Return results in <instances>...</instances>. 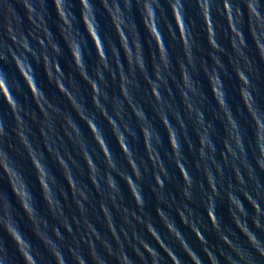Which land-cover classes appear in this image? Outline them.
I'll use <instances>...</instances> for the list:
<instances>
[{"label": "clouds", "instance_id": "obj_1", "mask_svg": "<svg viewBox=\"0 0 264 264\" xmlns=\"http://www.w3.org/2000/svg\"><path fill=\"white\" fill-rule=\"evenodd\" d=\"M97 4L107 13L116 36L107 51ZM188 5H194L198 23L189 15ZM0 18V61L11 57L33 102L35 97L39 104V116L26 110L14 98L15 84L0 68V102L14 120L9 131L0 116V181L8 183L39 241L34 244L23 232L10 214V201L0 194V231L13 245L10 249L0 237V264H264V183L257 172H264V99L247 54L250 37L264 60V0H3ZM77 20L97 57L91 70ZM141 27L154 46L147 55ZM165 32L170 40L179 38L182 55L175 61ZM197 32L203 34L207 55H197L203 48ZM222 39L228 40L227 49ZM65 49L71 61L69 73L60 64ZM34 62L41 64L45 79L67 101V108L51 102L38 87ZM109 80L117 85L116 92L110 91ZM81 82L88 86L87 97ZM233 92L239 108L230 101ZM209 93L213 120L206 112ZM245 114L251 122L248 128L239 119ZM100 119L108 125L122 161L109 147ZM58 120L83 164L69 150L61 153L55 147L60 138L54 136ZM218 122L223 132L220 148ZM33 124L39 125L35 131ZM37 133L42 149L35 142ZM12 136L18 146L11 143ZM136 143L142 145L144 156L133 147ZM95 149L103 167L93 159ZM21 156L32 166L41 199L58 224L50 226L41 216ZM48 156L54 157L67 189L47 163ZM226 168L231 172L227 179ZM77 173L86 178L78 179ZM66 201L76 215L66 214ZM90 209L97 213V221L103 219L106 235L89 219ZM225 213L231 228L225 225ZM204 220L223 247L209 244ZM183 228L200 245L199 251ZM233 234L243 236L246 244L234 240Z\"/></svg>", "mask_w": 264, "mask_h": 264}, {"label": "water", "instance_id": "obj_2", "mask_svg": "<svg viewBox=\"0 0 264 264\" xmlns=\"http://www.w3.org/2000/svg\"><path fill=\"white\" fill-rule=\"evenodd\" d=\"M3 0H0V3H2ZM188 12L189 15L196 18L197 23L199 22L198 16L196 14V9L194 7V5H188ZM164 8L167 9V5H164ZM76 15L79 16V7L76 6ZM97 12H98V16H99V23L101 25V37L104 40V47L105 50L107 51L108 48V43L110 41H115L116 40V36L115 33L113 31L112 25L109 22V17L107 15L106 12H104L100 6L97 4ZM160 13H157V16L159 17ZM169 18H170V13L168 14ZM2 19V18H0ZM135 21L136 23L139 25L140 24V17L139 15H137L135 17ZM2 22V21H0ZM51 23L54 25L55 24V20L53 18V20L51 21ZM76 26L78 29V36L79 39L81 40V42L83 43V51L85 53V59L86 62L89 66V70H91L93 67H95L98 63L97 61V57L95 55L94 52V48L92 45V42L90 41V39H87V34L85 32V30L83 29V26L80 24V22L77 20L76 21ZM25 29L28 28V25L25 24ZM52 31L55 32L56 28L53 27ZM139 33H140V37L141 39L145 42L144 43V52L147 55L148 53H150V51H152L153 49V45L151 40L149 39V37L147 36L146 32L144 31V29L141 27L139 29ZM196 37H197V41L198 43L203 45L202 51L197 53L198 56L200 55H207L208 49H207V45L203 44V34L197 32L196 33ZM164 39H165V43L166 45L169 47L173 60L175 61V59L177 57H180L182 55L181 52V46H180V42H179V38L177 37V39L175 41L170 40L168 37V33L165 32L164 33ZM222 44L224 45V47L227 49L228 48V40L227 39H222ZM248 44H249V48L247 50V54L250 58V60L252 61L253 67L256 69L259 78L255 81V83L257 84L259 91L261 93V99H264V60H261L258 56V52L254 46V42L252 41V39L249 37L247 40ZM32 46L33 48H35L37 51H39V46L37 45L35 40H32ZM108 58L109 61L111 62V53L108 52ZM121 58L123 59V54L121 53ZM22 59V63H24L25 58H21ZM60 64L63 68V70L66 73H69L72 71L71 68V61H70V57L68 56V51L67 49L64 50V55L63 57L60 59ZM33 68L35 69V74H36V82L38 87H42L43 90L48 94V97L50 99L51 102L53 103H58L60 104L62 107L67 108V101H65L63 99V97L59 96V94L56 92L55 88L48 83V81L45 79V75H47V73L43 71V68L41 66V64L39 63H33ZM126 64H125V68H126ZM0 68H3V70L7 73L8 77L11 79V81L15 84V88L16 91L13 92L14 98L19 99L26 110L29 111H36L37 115L39 116V104H35V97H34V102L32 100V97L29 93V90L27 89V87L24 85V81L21 79L20 74L18 73V70L16 69V67L14 66L13 61L11 60V57L9 56V58L7 59V61H0ZM21 74L23 75V72L21 70ZM105 75L107 76V73H105ZM109 85H110V91L112 92H116L117 91V85L115 83H113L111 80H109ZM81 87L83 90V94L87 97L90 95L89 91H88V86L86 84H83V82H81ZM179 99V97H177V100ZM230 101L233 103V105L236 108L240 107V103L238 98L235 96V93H231L230 94ZM89 108H91V104L89 102ZM206 112L208 115V119L209 120H213L215 119V116L213 115V105H212V101H211V94L209 93V98H208V102L206 105ZM75 115V114H73ZM149 115L151 116V111L149 110ZM0 116L3 117V119L5 120V127L7 130H11L12 127H14V120L11 116V113L8 109V106L2 102H0ZM97 116L99 117V114L97 113ZM239 119L241 120L242 126L245 128H248V125L251 123L250 120L248 119L247 115H242L241 117H239ZM99 122L101 123V125L104 128L105 134L107 136L108 139V143H109V147L113 150V152L116 153V155L120 158V160H123V157L120 155L119 149L117 148L116 145V141L113 139L110 131L108 130V125L102 120L100 119ZM157 127L159 128V122L157 121ZM60 125V121H57V129H56V133L54 134V136H59L60 138L57 139L56 145L55 147L59 148V150L61 151V153H64V151L67 149L70 151L71 155L80 163L83 164V161L80 160V156L77 154V152L72 148V144L70 141H68L67 137H64L62 134V130L59 127ZM33 130L35 131L39 125L38 124H33L32 125ZM81 127L83 128V124L81 123ZM216 128H217V147L220 148V140L223 137V132L221 129V124L218 122L216 124ZM161 133L163 134L164 130L163 128H160ZM189 134L191 135V138L193 140L196 139L195 133L192 130V126L191 124H189V128H188ZM85 134L87 135V129H85ZM251 137V130H248L247 136L245 137V142L246 144L248 143L249 139ZM88 141L89 144L91 145V137L88 136ZM35 142L37 144V148L38 149H42L43 148V141L40 140L38 133L36 134V138H35ZM11 143L14 146H18V142L16 141L15 136L11 137ZM167 144V141L165 139V145ZM93 148L95 147L94 145H92ZM133 147L135 149L138 150L139 155L140 156H144V150L142 145L136 143L133 145ZM187 151V150H185ZM163 154V153H162ZM93 155V159L96 161V163H98L101 167H103V158L99 157V150L95 149L92 153ZM252 152L251 150L249 151V156L251 158ZM99 157V158H97ZM65 159H67V156H65ZM37 160H41V155L39 153V151L37 152ZM19 162L22 166L23 172L25 174V176L27 177L28 180V187L31 190V193L34 195L35 197V201H36V205L39 209V212L41 214L42 217L46 218L48 221V224L50 226L52 225H56L58 224V221L56 219H54L52 217V215L49 213L47 206L45 204V202L41 199V190L38 186L37 180H36V174L33 172L32 166L28 163L27 157L26 156H21L19 158ZM47 163L51 166L52 171L56 174L57 178L61 181V183L63 184V178L61 176V171L58 167V165H56L55 163V159L52 156H48L47 157ZM70 163V162H69ZM164 163L166 165H169V161L167 158L164 159ZM170 169L172 171H175L173 168H171V165H169ZM73 172L76 171L75 168L72 169ZM226 172V179L228 176L231 175L230 169H225ZM258 172V178L259 180L264 183V172H259V170L257 169ZM77 177L78 179L84 180L86 177L81 176L79 173H77ZM50 182V181H49ZM63 187L65 189H67V185L63 184ZM147 190V189H146ZM0 194H3V196L10 201L9 207H10V214L14 217H16L19 221V227L23 230L24 233H26L29 237L32 238L33 243L36 245H39V241L33 236L32 234V228L33 225L28 221V219L24 216V214L20 211V207L19 204L17 202V199L14 197L13 192L10 190L9 185L6 181H0ZM53 198H55V192L52 193ZM65 203V212L66 214H68L69 216L71 215H76L75 210L73 208V206H71L70 201H66ZM129 204H131V200L129 199L128 201ZM262 206H264V202H262ZM223 211V209H222ZM250 213H251V209H249ZM97 213L92 211L91 209L89 210V219L92 220L93 223L96 224L97 228L100 230V232L102 234H107L106 233V229L104 227V223H103V219L101 218L100 221H97L95 219ZM224 219H225V225L228 228L232 227V222L229 219L228 215L225 213L224 214ZM264 219V218H262ZM15 223V222H13ZM180 222L177 221V224H179ZM204 224L206 226V231L203 233L206 238L209 241L210 245H214L216 247H223L220 243V241L217 239L216 234L214 233V230L211 228L210 225H208L207 221L204 220ZM249 226L253 227L251 224V220L249 219ZM117 227H119V221H117ZM63 232V229H60ZM47 231V230H46ZM160 231L163 233L164 229L161 227ZM184 235H186L188 237L189 243L196 248L197 251L200 250V245L195 241V239L192 237V234L188 231L187 228H183L182 229ZM233 232L235 233V229H233ZM146 239H148L151 243H155L154 241H152V238L150 236H147L146 233H142ZM66 235V234H65ZM0 237H2L3 239L7 240V237L3 235V232L0 231ZM232 238L234 240H237L239 243H244L246 244V241L244 240L243 236H240L238 234H233ZM69 242H71V238L68 237L67 238ZM109 239H111L109 237ZM170 240V238H169ZM9 248L12 249L13 245L12 242L10 240H7ZM173 247L176 248V251L179 253V255L181 257H184V254L180 251V249L178 247H176V245L173 242ZM185 261H187V257H184Z\"/></svg>", "mask_w": 264, "mask_h": 264}]
</instances>
